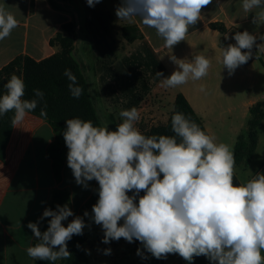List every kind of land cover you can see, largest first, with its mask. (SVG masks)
Returning a JSON list of instances; mask_svg holds the SVG:
<instances>
[{
	"label": "clouds",
	"instance_id": "9594fccd",
	"mask_svg": "<svg viewBox=\"0 0 264 264\" xmlns=\"http://www.w3.org/2000/svg\"><path fill=\"white\" fill-rule=\"evenodd\" d=\"M99 2L87 0L90 7ZM210 3L212 0H121L116 15L128 21L139 17L143 25L155 29L164 47L172 49L185 41L189 28L201 19L202 9ZM241 7L248 13L259 9L253 22H264V0H241ZM18 24L0 4V41ZM232 38L235 44L222 49V64L229 75L248 62L257 39L247 30L236 32ZM170 59L177 70L160 79L165 88L200 80L211 66L204 55L191 60L173 55ZM64 75L70 81V94L78 99L83 88L70 69H65ZM156 76L160 78L163 73ZM4 88L0 116L12 112L13 125L23 122L44 98L43 91L34 89L36 98L24 99L25 83L15 74ZM45 108H41L42 117L46 116ZM119 116L122 122L114 131L79 117L67 119L63 131L67 165L76 183L87 188V182H98L99 198L92 212L95 224L102 226V242L123 238L131 243L135 239L157 259L178 254L191 262L194 256L203 255L211 264H264V173L235 183L231 146L218 143L214 135L183 113L171 117V136L142 134L135 126L140 119L135 107L122 110ZM141 191L144 195L139 196ZM129 192L134 194L129 196ZM70 216L73 212L68 205H57L56 210L45 209L40 217V221L51 218L47 230L40 231V221L27 224L37 241L26 248L32 260L55 264L70 258L67 242L73 235H82L86 226L76 216L65 227L62 222ZM110 253L111 249L104 250L105 255ZM137 255L146 258L140 249Z\"/></svg>",
	"mask_w": 264,
	"mask_h": 264
},
{
	"label": "crops",
	"instance_id": "0c3cea01",
	"mask_svg": "<svg viewBox=\"0 0 264 264\" xmlns=\"http://www.w3.org/2000/svg\"><path fill=\"white\" fill-rule=\"evenodd\" d=\"M115 1L121 4V0ZM0 4H4L19 21L11 35L0 41V71L21 55L41 61L57 53L59 47L51 46V39L64 24L74 22L81 12H85L80 0H0ZM258 11L259 9H253L252 13L245 12L241 7V0H212V3L202 9L201 19L189 28L185 41L172 49L164 47V41L157 36L155 29L143 25L139 17L130 20V24L138 26L166 66L167 72L162 79L177 70V65L171 61L170 56L191 60L197 55H204L210 60L207 76L196 81L189 80L177 89L203 119L208 133L214 135L218 143L223 142L224 137H229L231 147L234 141L237 142L239 135H245L248 131L250 108L264 101V93L258 97L247 96L238 105L229 104L231 97L237 95L236 87L243 85L248 92L252 90L255 83L252 66L258 60L239 66L229 75L222 64V49L227 46L220 45L222 35L213 30L211 24L223 23L226 26L227 33L223 37L227 44L235 42L232 38L234 30H247L255 35L257 39L253 47L264 66V39H261L264 37V22H253L254 14ZM209 36L213 41L207 44ZM157 85H161V81L154 88ZM224 101L228 104L220 105ZM233 117L238 122L226 125L218 120ZM54 139L55 133L49 122L31 113L23 122L13 126L6 159H0V264H36L26 253V248L36 242L27 224L40 221L55 190L70 193L71 202L68 207L71 210L74 197L81 198L77 210H72L73 216L68 217L66 223L79 214L95 191L98 182H87V188L78 185L67 162L62 181L56 182L52 161L48 157V149ZM257 172L264 173V120L253 158L235 167L240 183L251 179ZM92 214L93 212L89 217ZM43 221L44 219L39 222L41 232Z\"/></svg>",
	"mask_w": 264,
	"mask_h": 264
},
{
	"label": "trees",
	"instance_id": "16d2710c",
	"mask_svg": "<svg viewBox=\"0 0 264 264\" xmlns=\"http://www.w3.org/2000/svg\"><path fill=\"white\" fill-rule=\"evenodd\" d=\"M80 2L87 15L86 26L93 33V37L96 38L94 32L97 29V23L101 21V17L94 7L88 6L87 0H80ZM211 28L221 33L220 45L228 46L229 44H227L223 37L227 33L226 26L223 23H213L211 24ZM76 30V20L62 26L61 30L50 41L51 46L59 47V51L49 58L37 61L29 56L21 55L16 57L0 71V95L6 92L4 85L13 74L22 78L25 83L24 99L31 100L36 98L34 89L43 91V100L30 113L47 120L54 130L55 139L48 149V157L52 161L53 174L57 183H60L63 179L64 168L67 162L68 148L63 138L66 120L79 117L83 120H91L94 126L102 125L96 103L90 94L85 65L78 62L73 54L77 44ZM233 32L235 34L239 31L234 30ZM122 35L128 43H138V47L130 55L121 58L104 72L101 77L102 87L107 92L106 98L109 102L120 103L122 110H128L132 107L139 110L144 100L152 92L155 84L160 82V79L165 76L167 69L137 25L130 24L123 26ZM251 52L252 56L245 65H249L255 60L261 61L254 47ZM65 69L71 70L76 76L78 84L83 88V94L78 99L73 98L69 92L68 85L70 81L64 75ZM157 72H162L163 76L159 78L156 76ZM45 105L46 116L42 117L40 111ZM173 106L174 109L170 113L168 121L165 124L151 127L144 135H174L171 130V117L177 112L185 114L187 118H190L202 130L208 133L203 119L198 116L190 102L182 93L177 94ZM250 114L251 118L248 123V131L245 135H239L233 149L235 167L243 162H249L256 152L259 133L264 120V101L254 104L250 108ZM12 116V112L0 116L1 161H5L6 159L7 145L14 126L11 122ZM234 182L237 184L240 183L236 173ZM98 189L99 185L97 183L91 199L81 208L77 215L84 221L89 217L93 205L98 201ZM133 194V192L128 193L129 196ZM142 195H144L143 191L139 193V196ZM139 196L136 197V203H138ZM70 202L71 195L69 192L55 190L48 208L56 210L57 205L64 206ZM85 212L88 213V216L84 215ZM50 219V217L44 218L42 232L47 230ZM62 223L65 227L68 225L65 221ZM103 235L104 232L98 234L100 241H102ZM86 240L84 230L82 235H73L72 239L67 242V249L71 253L70 258L62 259L61 261L58 260L55 264H90L85 250ZM133 246L135 260L131 264H165L164 258L157 259L153 257L143 248L140 241L134 239ZM138 249L141 250L143 257L146 258L137 255ZM192 261L193 264H211L209 259L203 255L194 256ZM36 264H53V262L36 261Z\"/></svg>",
	"mask_w": 264,
	"mask_h": 264
},
{
	"label": "rangeland",
	"instance_id": "374dc122",
	"mask_svg": "<svg viewBox=\"0 0 264 264\" xmlns=\"http://www.w3.org/2000/svg\"><path fill=\"white\" fill-rule=\"evenodd\" d=\"M118 6L119 3L115 0H100L99 3L95 4L94 8L101 17V21L97 23V29L94 32L96 38L93 37V33L86 26L87 15L85 16V12H81L80 17L76 20L77 30L75 35L77 44L73 53L75 59L85 65L90 94L96 103L101 124L107 125L109 130L113 131L116 130L117 124L122 122V118L119 116L122 107L120 103L107 100V92L102 87L101 77L109 67L121 58L130 55L138 47V43H128L122 35L123 26L130 25L131 21L119 20L116 15ZM212 41L213 38L209 36L207 44ZM252 69H254L255 76L252 90L248 92L246 86L243 85L236 87L238 90L237 95L234 94L235 96L231 97L229 104L238 105L247 96L258 97L261 93H264V66L258 60L253 64ZM177 94H179L177 88H165L162 85H157L152 90L138 110L140 119L135 126L142 134L151 127L165 124L168 121L169 115L174 109L173 105ZM226 104H228L227 101L220 103V105ZM218 120L226 125L231 122H238V119L234 117ZM223 143L231 146L229 137L227 139L224 137ZM235 145L236 141L231 147L232 150ZM80 203L81 198L75 196L72 210H77ZM93 215L88 218L83 229L87 238L85 250L90 264H131L135 260L133 242L129 243L123 238L119 241L113 240L108 244L100 241L98 234L102 233L103 229L102 226L95 224ZM119 223L122 224L123 221L121 220ZM105 249H111V253L105 255ZM164 260L165 264H193V261H186L178 254H168Z\"/></svg>",
	"mask_w": 264,
	"mask_h": 264
}]
</instances>
